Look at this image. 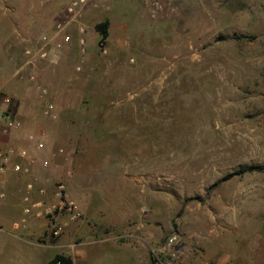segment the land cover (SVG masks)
<instances>
[{
    "label": "rangeland",
    "instance_id": "rangeland-1",
    "mask_svg": "<svg viewBox=\"0 0 264 264\" xmlns=\"http://www.w3.org/2000/svg\"><path fill=\"white\" fill-rule=\"evenodd\" d=\"M73 1L0 0V100L40 115L48 205L80 213L42 211L35 261L264 264V169L237 173L264 168V0Z\"/></svg>",
    "mask_w": 264,
    "mask_h": 264
},
{
    "label": "crops",
    "instance_id": "crops-1",
    "mask_svg": "<svg viewBox=\"0 0 264 264\" xmlns=\"http://www.w3.org/2000/svg\"><path fill=\"white\" fill-rule=\"evenodd\" d=\"M3 85L6 84L3 83ZM22 101L20 99L19 102L15 100L13 104L11 103L12 106L10 107L14 112L15 119L19 122V128L7 131L0 130V150L12 148L14 151H19L24 149L29 156H34L35 161L33 164H29L24 158L9 157L7 171L0 176V233L4 234H0V252L1 254L5 252V245L9 242L8 245L11 247L4 254V260L7 264H45L48 260L39 263L34 259L41 251L42 245H38L27 238L26 232L30 233L32 230L36 234L47 226L46 219L41 215L42 211L45 212L49 202L54 201L49 183L56 171V160L53 157L46 158L45 149L48 140L45 139V136L47 130L41 126L42 118L34 111L25 110L26 106L24 101L21 103ZM44 115L46 114L44 113ZM38 139H45L44 148L41 150L36 149L34 145L35 141H39ZM45 160L49 162V169L40 167V163ZM12 163L20 164L22 168L27 169V173L23 171L13 172L10 167ZM28 185L31 186L30 189H27ZM26 198L28 203L40 202L42 206L39 209L32 208L30 214L24 216L25 221L21 223L22 210L27 204L24 201ZM131 236L135 237L136 242L140 241L141 243L140 237L132 234ZM138 257V255L134 256L135 262L132 264L139 263ZM230 257V255H217L212 262L203 261L200 264H231L229 262ZM133 259L128 257V263H131ZM114 262L120 263L116 258H114Z\"/></svg>",
    "mask_w": 264,
    "mask_h": 264
},
{
    "label": "built area",
    "instance_id": "built-area-1",
    "mask_svg": "<svg viewBox=\"0 0 264 264\" xmlns=\"http://www.w3.org/2000/svg\"><path fill=\"white\" fill-rule=\"evenodd\" d=\"M85 3V0H76L73 1L69 4V6L67 7V13L68 14H73V11L75 10V8L77 7H82V5ZM78 31L81 32V29L78 28ZM69 37L66 35L63 37L64 41H68ZM81 43V40H80ZM28 53V52H27ZM45 56V52H41L40 57H44ZM1 104L4 106L3 111H1L0 113V123L2 125L1 130L2 131H7L10 129H17L19 127V122L17 119H15L14 117V112L11 110L10 107V99L6 96H2L1 100H0ZM50 105L47 107V109H50ZM48 110H45L44 113L47 114ZM36 149H40L41 148V144H37L35 146ZM61 150H58V153H61ZM12 156H17L20 158H24L29 164H33L34 163V159L29 156V154L27 153L26 150L21 149L19 151H14L12 148H6V149H2L0 150V176L2 174H4L7 171V165H8V161H9V157ZM41 168L46 169L48 166V162L47 161H43L40 164ZM11 170L13 172H21L23 171L24 173H27V169L26 168H22L20 164L18 163H12L11 164ZM30 185L27 186V189H30ZM63 190V185L59 184L57 186V191H56V204H50L46 207L45 213H50L52 209H58V210H62L68 217H69V221H77L80 217V213L76 207V205L73 202L70 201H66L64 200V198L61 195V191ZM24 201L27 203L22 210V214H23V218L20 219V222H24L25 221V217L30 214V211L32 210V208H37L39 209L42 204L40 202H35V203H28L27 198L24 199ZM39 211V210H37ZM38 213V212H37ZM51 234L54 236H57L61 230H62V226H58V225H53L51 228ZM172 241V239L169 240V243Z\"/></svg>",
    "mask_w": 264,
    "mask_h": 264
},
{
    "label": "trees",
    "instance_id": "trees-1",
    "mask_svg": "<svg viewBox=\"0 0 264 264\" xmlns=\"http://www.w3.org/2000/svg\"><path fill=\"white\" fill-rule=\"evenodd\" d=\"M94 30L97 32V34L99 35V39L98 42L99 43H103V41L105 40L106 36H107V22L103 21L101 23H98L94 26ZM264 168H260V167H248L247 169L244 170H240L237 173H243V172H251V171H259V170H263ZM225 178H222V180ZM218 182L214 183L217 184ZM45 264H72V260L70 257L62 254V253H55L52 255V257L45 263Z\"/></svg>",
    "mask_w": 264,
    "mask_h": 264
}]
</instances>
